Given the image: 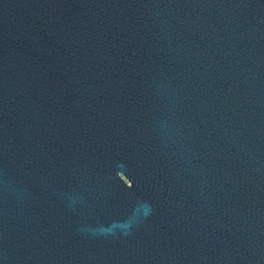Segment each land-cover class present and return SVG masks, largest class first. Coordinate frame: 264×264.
Masks as SVG:
<instances>
[{
  "label": "water",
  "instance_id": "water-1",
  "mask_svg": "<svg viewBox=\"0 0 264 264\" xmlns=\"http://www.w3.org/2000/svg\"><path fill=\"white\" fill-rule=\"evenodd\" d=\"M0 264H264V0H0Z\"/></svg>",
  "mask_w": 264,
  "mask_h": 264
}]
</instances>
